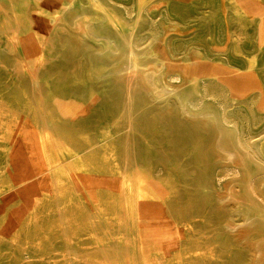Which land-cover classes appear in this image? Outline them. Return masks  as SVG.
Segmentation results:
<instances>
[{
  "label": "rangeland",
  "instance_id": "374dc122",
  "mask_svg": "<svg viewBox=\"0 0 264 264\" xmlns=\"http://www.w3.org/2000/svg\"><path fill=\"white\" fill-rule=\"evenodd\" d=\"M110 1L112 5L72 0L71 14L77 17L69 21L73 15H64L66 23L60 27L62 0H0V264H264V255L258 254L264 252V239L259 241L264 238V203L247 187L240 193L214 184L210 197L199 194L202 177L214 181L217 135L208 125L201 126L202 120L182 115L174 102L180 97L185 109L200 99L215 112L216 103L203 98L198 79L222 83L223 100L245 120L249 142L264 144V0ZM255 6L260 9L255 11ZM85 26L94 30L87 35ZM107 27L115 32L110 48L116 44L122 53L113 55L104 44L101 28ZM147 28L148 34L154 32L151 36ZM131 32L144 40L142 51L147 53L141 61L156 63L159 73L177 76L180 82L166 80L173 93L159 101L137 91L139 96L131 101L135 131L125 132L120 113L124 83L112 70L124 59L122 34ZM49 129L58 146L49 140ZM126 136L139 164L144 197L138 203L133 169L127 176L120 171ZM198 158L211 163L206 170ZM221 204L231 214L217 211Z\"/></svg>",
  "mask_w": 264,
  "mask_h": 264
},
{
  "label": "bare ground",
  "instance_id": "6f19581e",
  "mask_svg": "<svg viewBox=\"0 0 264 264\" xmlns=\"http://www.w3.org/2000/svg\"><path fill=\"white\" fill-rule=\"evenodd\" d=\"M101 1V0H100ZM107 2H106V5H107V3L109 2L110 4L111 3H113L112 1H110V0H106ZM149 1V0H148ZM245 1H249V0H245ZM105 2V1H104ZM150 2V1H149ZM148 2V3H149ZM103 3V2H102ZM147 3V4H148ZM104 4V3H103ZM109 4V5H110ZM144 4H146V3H144L143 2V4L142 5H144ZM150 4V3H149ZM95 5H97V4H95ZM112 5V4H111ZM115 5V4H114ZM113 5V6H114ZM135 5H137V4H135ZM62 6H63V10H62V12H60V14L63 16V19L60 17L59 19H57V22H59V26L60 27H62V26H64V24L66 23V19H65V16L64 15H66V14H70V16L71 15H73V16H71V19L69 20L68 18V20L69 21H72L75 17H77V13L76 14H71V13H74V9H72V6H73V4H72V0H62ZM118 6V5H117ZM132 6V5H131ZM0 7H1V5H0ZM84 7V6H83ZM97 7V6H96ZM147 7V6H146ZM75 8H76V6H75ZM98 8V7H97ZM116 8V7H115ZM115 8H113V10L114 11H116L115 10ZM120 8V7H119ZM122 8V7H121ZM133 8V7H132ZM79 9V8H78ZM87 9V8H86ZM99 9V8H98ZM117 9V8H116ZM260 8L259 7H257V6H255V11H258ZM3 9H1L0 8V11H2ZM81 10H82V8H81ZM100 10V9H99ZM144 10V9H143ZM4 11V10H3ZM141 11V10H140ZM82 13V12H81ZM88 13V12H87ZM91 14V13H90ZM101 14V13H100ZM109 14V13H108ZM119 14V13H118ZM138 14V13H137ZM104 15L105 16H107L108 17V15L107 14H105L104 13ZM112 15V14H111ZM104 16V17H105ZM114 16H115V14H114ZM117 17H118V15H116ZM69 17V16H68ZM121 17V16H120ZM141 17V16H140ZM84 18H85V16H84ZM87 19V18H86ZM85 19V20H86ZM92 18H90L89 20H91ZM115 19V18H114ZM121 19H123V17L121 18ZM120 19V20H121ZM83 20V19H82ZM93 20V19H92ZM103 20H105V18H103ZM117 20V19H116ZM69 21H68V23H69ZM102 21V20H101ZM123 21V20H122ZM157 20H155V22H156ZM56 22V25L58 24ZM83 22V21H82ZM86 22H89L88 20L86 21ZM85 22V23H86ZM108 22H110V23H112V24H114V22L113 21H111V19L110 18H108ZM124 22V21H123ZM133 22H135V21H133ZM154 21H152V23H153ZM158 22V21H157ZM156 22V23H157ZM55 23V22H54ZM76 23V22H75ZM84 23V22H83ZM83 23H82V25H83ZM94 23V22H93ZM141 23H142V21H141ZM151 23V24H152ZM155 23V24H156ZM53 23L51 22V25H52ZM95 24V23H94ZM97 24V23H96ZM102 24V23H101ZM154 24V23H153ZM152 24V25H153ZM162 24V23H161ZM78 25V24H77ZM119 25H120V23H119ZM139 25V24H138ZM137 25V26H138ZM151 25V26H152ZM169 25V24H168ZM79 26V25H78ZM93 26V25H92ZM92 26H91V28H87L86 26H85V28H87L86 30H87V35L89 34V31L88 30H94V28H92ZM109 26V25H108ZM156 26V25H155ZM161 26V25H160ZM57 27H58V25H57ZM115 28H117L116 26H114ZM68 28V27H67ZM72 28V27H71ZM98 28V27H97ZM168 28V27H167ZM55 29V28H54ZM58 29V28H57ZM61 29V28H60ZM137 29H138V27H137ZM148 29V28H147ZM150 29V28H149ZM149 29L147 30V31H145V32H147V34L150 32L149 31ZM156 29V28H155ZM63 30H65V29H63ZM72 30V29H71ZM70 30V31H71ZM101 30H103L104 31V33H105V35H104V44L106 45V46H108V48L107 49H109V50H112V52H114V54L113 55H115V53H122V49H120V47L118 46H116V44H115V46H114V48L112 49V48H110L111 46H110V44L112 43L111 41V39L113 38V36H114V34H115V32H113L112 31V29L111 28H109V27H107V28H101ZM118 30V29H117ZM163 30V29H162ZM168 30H170V29H168ZM59 31V30H58ZM131 31V30H130ZM154 31V30H153ZM50 32H51V30H50ZM135 32H136V30H135ZM157 32V31H156ZM164 33H165V31H163ZM172 32V31H171ZM77 33V32H76ZM99 33V32H98ZM121 33H122V31H121ZM140 33V32H139ZM154 33V32H153ZM153 33H150V34H153ZM158 33V32H157ZM160 33V32H159ZM163 33V34H164ZM95 34H96V32H95ZM117 34V33H116ZM126 34V33H125ZM150 34H148V36L150 35ZM72 35V34H71ZM74 35V34H73ZM99 35V34H98ZM154 35H157V34H154ZM96 36V35H95ZM120 36H121V34H120ZM151 36V35H150ZM164 36H166V35H164ZM163 36V37H164ZM140 37V36H139ZM146 37V36H145ZM144 37V38H145ZM153 37V36H152ZM157 37V36H156ZM160 37V36H159ZM69 38V37H68ZM83 38V37H82ZM92 38V37H91ZM99 38V37H98ZM122 38H123V41H124V45L122 46V47H124V51H123V55L121 54L120 56H124V59H122L121 58V63H120V68H118V70L115 72V70L113 71L112 70V72H114L115 73V75L118 77V80L119 81H121L122 80V82L121 83H124V92H121V93H124L123 94V97H121V99H123V103H122V106H121V112L120 113H122L121 115L124 117V119H125V122H126V125L124 126L125 127V132H128V131H131V129L133 128V126L135 125H133V121H132V118H131V112H133V110H131L132 109V106H131V101L132 100H134V97L136 96V95H138V94H136V93H138L137 91H139V90H144V92L147 94H149V96H150V99L152 100V101H159V100H161V99H163V98H165V96L168 94V95H170V92L172 91H169V89H168V85L169 84H167L166 82V80H170V81H179L178 80V78H177V76H170V77H165L164 75H162L161 73H159V71L157 70V67H156V63L154 64V63H152V64H149V62L147 61V62H145V61H141V58L142 57H144L145 56V54L144 53H147V52H143L142 51V45H143V41L144 40H142V39H138L137 37H135L134 35H133V33L131 32V33H129L128 35H124V34H122ZM135 38H137V39H135ZM147 38V37H146ZM151 38V37H150ZM169 38V37H168ZM78 39H79V37H78ZM95 39V38H94ZM93 39V40H94ZM119 39V38H118ZM149 39V38H148ZM147 39V40H148ZM152 39V38H151ZM161 39V38H160ZM53 41L55 40V39H52ZM99 40V39H98ZM120 40V39H119ZM96 41V40H95ZM114 41V40H113ZM168 41V40H167ZM92 42V41H91ZM88 43V42H87ZM101 44L103 43V42H100ZM114 43V42H113ZM117 43V42H116ZM145 43V42H144ZM168 43V42H167ZM57 44V43H56ZM89 44V43H88ZM92 44V43H91ZM153 44V43H152ZM169 44V43H168ZM70 45V44H69ZM69 45H68V47H69ZM96 45V44H95ZM114 45V44H113ZM118 45V44H117ZM146 45H148V43L146 44ZM169 45H172V44H169ZM92 46V45H91ZM102 46H103V44H102ZM149 46H150V44H149ZM79 47V46H78ZM93 47V46H92ZM95 47V46H94ZM148 47V46H147ZM153 47V46H152ZM169 47V46H168ZM171 47V46H170ZM64 48V47H63ZM69 48H71V47H69ZM96 48V47H95ZM100 48V47H99ZM102 48V47H101ZM103 48H105V47H103ZM149 48H151V47H149ZM81 49V48H80ZM145 49V48H144ZM146 49H148V48H146ZM153 49V48H152ZM151 49V50H152ZM173 49V48H172ZM77 50H79L78 48H77ZM104 50V49H103ZM109 50H108V53H109ZM151 50L149 49V51H150V53L152 54L153 52H151ZM168 50V49H167ZM75 52H76V49L74 50ZM102 51V50H101ZM146 51H148V50H146ZM148 51V52H149ZM172 51H174V54L172 53ZM171 51V55L172 56H174L175 55V50H172ZM70 52H71V49H70ZM82 52H84V51H82ZM87 51H85L84 53H86ZM89 52V51H88ZM103 52V51H102ZM102 52H100V53H102ZM193 52V51H192ZM73 53V52H72ZM78 53V52H77ZM91 53V52H90ZM95 53V52H94ZM100 53H95V54H100ZM108 53H107V55H108ZM110 53H111V51H110ZM167 53H168V51H167ZM184 53V52H183ZM196 53V52H195ZM89 54V53H88ZM119 54H117L118 56H119ZM169 54V53H168ZM177 54V53H176ZM179 54V53H178ZM82 55H84V54H82ZM87 55V54H86ZM93 55V54H92ZM106 55V56H107ZM112 55V56H113ZM147 55H149V54H147ZM170 55V56H171ZM89 56V55H88ZM90 56H91V54H90ZM118 56H115L116 58L118 57ZM119 56V57H120ZM192 56V55H191ZM83 56H81V58H82ZM92 57V56H91ZM95 57V56H94ZM93 57V58H94ZM114 57V56H113ZM114 57V58H115ZM151 57H152V55H151ZM184 57V56H183ZM87 58V57H86ZM99 58V57H98ZM145 58V57H144ZM154 58H155V55H154ZM174 58V57H173ZM182 58V57H181ZM185 58H186V56H185ZM73 58H71V60H72ZM79 59V58H78ZM84 59V58H83ZM88 59V58H87ZM112 59V58H111ZM147 59V58H146ZM148 59H149V57H148ZM153 59V58H152ZM152 59H149V60H152ZM158 59H160V57H158ZM180 59V58H179ZM190 59V58H189ZM197 59V58H196ZM196 59H194V60H196ZM86 60V59H85ZM93 60V59H92ZM170 60H172V59H170ZM182 60V59H181ZM186 60V59H185ZM184 60V61H185ZM107 61V60H106ZM109 61H110V59H109ZM114 62H115V60H113ZM112 61V62H113ZM118 61H120V60H117V62L116 63H118L119 64V62ZM90 62V61H89ZM94 62V61H93ZM102 62V61H101ZM174 62V61H173ZM189 62V61H188ZM193 62V61H192ZM78 63H80V62H78ZM90 63H92V62H90ZM97 63V62H96ZM109 63V62H108ZM107 63V64H108ZM110 63H111V61H110ZM109 63V64H110ZM161 63V62H160ZM162 63H163V61H162ZM177 63V62H176ZM180 63V62H179ZM103 64H105V63H103ZM189 64V63H188ZM113 65V64H112ZM119 66V65H118ZM117 66V67H118ZM173 67V66H172ZM106 68H108V67H106ZM110 68V67H109ZM116 68V67H115ZM169 70H171L170 68H169ZM110 71V70H109ZM167 71V70H166ZM165 71V72H166ZM251 72V71H250ZM111 74V73H110ZM110 74L108 75V76H110ZM177 74V73H176ZM175 74V75H176ZM170 75V74H169ZM173 75V74H172ZM177 75H179V74H177ZM181 75V74H180ZM256 75V74H255ZM183 76V75H182ZM106 77V76H105ZM181 77V76H180ZM237 77V76H236ZM103 78V77H102ZM114 78V77H113ZM184 79H185V77H183ZM33 79V78H32ZM117 80V79H116ZM199 80V82H200V87L199 88H201V93H202V96H203V98L204 99H208V100H213V102L214 103H216V106H217V110L215 111V112H212L211 110H209V109H207V108H205L204 107V103H206V102H204L203 103V100H200V99H197V100H195L194 102H191V103H189V105L187 106V108H185V109H183L184 107H183V105L185 104V102H183V100L180 98V97H175V103H176V106H178V109L180 110V111H182L183 112V114L182 115H188V117L190 116V117H192L193 119H200V120H202L203 121V125L201 124V126H204V125H208V127L211 129V130H213V131H215L216 132V135H217V137L215 138V142L213 141V143H215V146H214V150H217L218 152H216L215 153V155H214V158H213V160L212 161H214V166H215V174L213 173V177H214V181H212L211 183L209 182L210 181V179L208 178V177H202V181L198 184V192H199V194L200 195H202V196H208V191H213V189L215 190V188H214V184H217L219 187H222L224 184H225V187H226V189L228 190V191H237V192H240L241 193V188L242 187H247V192L248 193H251V194H254L255 195V198H257V199H259L261 202H263L264 203V144H262V143H257V142H255L254 144H251L250 142H249V138L247 137V135H246V133H245V129H246V123H245V120H241V118L240 117H238L237 115H235V114H233L232 112H230V111H232V110H228V105L225 103V101L226 100H223V95L221 94V91H220V88L221 87H223V84L221 83H218V82H216V81H210V80H207L205 77H203V78H199L198 79ZM166 81V82H165ZM185 81V80H184ZM32 82V81H31ZM33 82H35V79H33ZM180 82V81H179ZM170 83V82H169ZM184 83V82H183ZM34 84H36V83H34ZM174 84V83H173ZM178 84V83H177ZM182 84V83H181ZM238 84V83H237ZM171 85V84H170ZM31 86V85H30ZM34 86H37V85H34ZM123 86V85H122ZM38 87V86H37ZM174 87V86H173ZM173 87L171 88V89H173ZM184 87H187V86H184ZM32 88H34V87H32ZM170 88V87H169ZM224 88V87H223ZM121 89V88H120ZM119 89V90H120ZM175 89V88H174ZM180 89H181V87H180ZM179 89V90H180ZM256 89V88H255ZM37 90H39V89H37ZM141 90V91H142ZM182 90H183V86H182ZM200 90V89H199ZM30 91V90H29ZM121 91V90H120ZM120 91H118V92H120ZM31 92V91H30ZM32 92H35V91H32ZM176 92V91H175ZM174 92V93H175ZM114 93V92H113ZM140 93V92H139ZM172 93H173V91H172ZM200 93V92H199ZM200 93V94H201ZM116 94H117V92H116ZM141 94V93H140ZM145 94V95H146ZM187 94V93H186ZM35 95H39V94H36V92H35ZM42 95V94H41ZM122 95V94H121ZM174 95H176V94H174ZM178 95V94H177ZM118 96V95H117ZM139 96V95H138ZM147 96V95H146ZM179 96V95H178ZM187 96H189V95H187ZM186 96V97H187ZM229 96V95H228ZM141 97V96H140ZM168 97V96H167ZM186 97H184V98H186ZM189 97H191V96H189ZM30 98H33V97H30ZM133 98V99H132ZM143 98H144V96H143ZM142 98V99H143ZM172 98V97H171ZM183 98V99H184ZM192 98V97H191ZM195 98V97H194ZM196 98H197V96H196ZM259 98V97H258ZM37 99V98H36ZM116 99H117V97H116ZM136 99H137V97H136ZM233 99V98H232ZM249 99V98H248ZM33 100V99H32ZM35 100V99H34ZM40 100H42L41 98H40ZM137 100H139V99H137ZM136 100V101H137ZM235 100V99H234ZM141 101V100H140ZM149 101V100H148ZM170 101V100H169ZM173 101V100H172ZM189 101V100H188ZM246 101V100H245ZM258 101V100H257ZM30 102H32L31 100H30ZM34 102V101H33ZM32 102V103H33ZM37 102V101H36ZM36 102L34 103L35 104V106H33L34 108H35V115L37 116V119H39V112L40 111H37V110H39L38 108H37V106H36ZM41 102V101H40ZM135 101H133V103H134ZM145 102V101H144ZM144 102H142V104H146V103H144ZM149 102H151V101H149ZM236 102V101H235ZM31 103V104H32ZM38 103V102H37ZM41 103H43V101L41 102ZM41 103H40V105H41ZM136 103V102H135ZM137 103H139V102H137ZM156 103V102H155ZM169 102H167V104H168ZM175 103H173V104H175ZM256 103V102H255ZM44 104V103H43ZM42 104V105H43ZM140 104H141V102H140ZM170 104V103H169ZM212 104V103H211ZM231 104V103H230ZM237 104V103H236ZM252 104V103H251ZM38 105H39V103H38ZM116 105H119V104H116ZM115 105V106H116ZM149 105V104H148ZM162 105V104H161ZM232 105V104H231ZM32 106V105H31ZM43 106H45V105H43ZM144 106V105H143ZM143 106H141V107H143ZM146 106V105H145ZM213 106V105H212ZM243 106V105H242ZM252 106V105H251ZM47 107V106H46ZM118 108H119V106H117ZM140 107V106H139ZM172 107V106H171ZM173 107H175V105L173 106ZM183 107V108H182ZM238 107V106H237ZM240 107V106H239ZM238 107V108H239ZM116 108V107H115ZM177 108V107H176ZM210 108V107H209ZM216 108V107H215ZM120 109V108H119ZM137 109H138V107H137ZM136 109V110H137ZM144 109V108H143ZM158 109H160V108H158ZM212 109V108H211ZM234 109V108H233ZM253 109H254V107H253ZM31 110V109H30ZM33 110V109H32ZM41 110H42V108H41ZM115 110H117V109H115ZM114 110V111H115ZM135 110V111H136ZM145 110V109H144ZM147 110V109H146ZM152 110V109H151ZM161 110V109H160ZM164 110H166V109H164ZM170 110V109H169ZM169 110H168V112H169ZM44 111H45V107H44ZM43 111V112H44ZM47 111V110H46ZM42 112V111H41ZM117 112H118V110H117ZM116 112V113H117ZM152 112H154V111H151V113ZM166 112V111H165ZM27 113V112H26ZM30 111H29V115H30ZM146 113V112H145ZM155 113V112H154ZM159 113H161V111L159 112ZM167 113V112H166ZM170 113H171V111H170ZM169 113V114H170ZM181 113V112H180ZM32 114V113H31ZM42 114H44V113H41V115ZM46 114V113H45ZM49 114V113H48ZM118 114V113H117ZM137 114H138V112H137ZM150 114V113H149ZM148 114V115H149ZM165 114V113H164ZM120 115V114H119ZM121 115H120V117H117L118 119H120L121 118ZM135 115H136V113H135ZM157 115H159V114H157ZM43 116V115H42ZM57 116V115H56ZM114 116V115H113ZM152 116V115H151ZM150 115H149V117L150 118H152ZM160 116V115H159ZM165 116H166V114H165ZM164 116V117H165ZM168 116V115H167ZM171 116V115H170ZM178 116V115H177ZM181 116V115H180ZM32 117V116H31ZM30 117V118H31ZM44 117V116H43ZM51 117V116H50ZM139 117H141V116H139ZM148 117V118H149ZM172 117H174V114H173V116ZM253 117V116H252ZM26 118V117H25ZM33 119L35 118L34 117V114H33V117H32ZM46 118H47V116H46ZM115 118V117H114ZM145 118V117H144ZM147 118V117H146ZM147 118V119H148ZM155 118V117H154ZM162 118H163V116H162ZM166 118V117H165ZM170 118V117H169ZM168 118V119H169ZM181 118V117H180ZM27 119V118H26ZM42 119H44V118H42ZM143 119V118H142ZM183 119V118H182ZM185 119V118H184ZM253 119V118H252ZM121 120V119H120ZM135 121H136V118L134 119ZM144 120V119H143ZM154 120V119H153ZM30 121V120H29ZM34 121H37V120H35L34 119ZM40 121L41 120H39L38 122H37V124L38 123H40ZM44 121V120H43ZM50 121H52V120H50ZM122 121V120H121ZM189 121V120H188ZM247 121V120H246ZM42 122V121H41ZM137 122V121H136ZM164 122H165V120H164ZM167 122V121H166ZM169 122V121H168ZM256 122V121H255ZM24 123V122H23ZM116 123V122H115ZM140 123H141V121H140ZM145 123V122H144ZM147 123V122H146ZM145 123V124H146ZM26 124V123H25ZM31 124V123H30ZM40 124H42V123H40ZM40 124H38V125H40ZM50 124V123H49ZM121 124V123H120ZM139 124V123H138ZM137 124V125H138ZM196 124V123H195ZM198 124V123H197ZM254 124V123H253ZM27 125H28V122H27ZM112 125V124H111ZM115 124H113L112 125V127L114 126ZM150 125V124H149ZM30 126V125H29ZM45 126V125H44ZM120 126V125H119ZM119 126H118V128H119ZM139 126H140V124H139ZM151 126V125H150ZM36 127V126H35ZM40 127V126H39ZM54 127H56L55 125H54ZM58 127V126H57ZM135 127V126H134ZM138 127V126H137ZM148 127V126H147ZM195 127V126H194ZM197 127V126H196ZM195 127V128H196ZM198 127H199V125H198ZM197 127V128H198ZM41 128V127H40ZM45 128V127H44ZM51 128V127H50ZM141 128V127H140ZM145 128V127H144ZM196 128V129H197ZM200 128V127H199ZM37 129H39L38 128V126H37ZM45 129H47V128H45ZM55 129V128H54ZM138 129V128H137ZM146 129V128H145ZM144 129V130H145ZM203 129V128H202ZM116 130V129H115ZM121 130V129H120ZM128 130V131H127ZM139 131H140V129H138ZM137 130V131H138ZM204 130V129H203ZM46 131H48V130H46ZM60 131V130H59ZM63 131V130H62ZM135 130H134V128H133V132H134ZM116 132V131H115ZM122 132V131H121ZM206 132V131H205ZM59 133V132H58ZM140 133V132H139ZM138 133V134H139ZM248 133V132H247ZM263 133V132H262ZM208 134V133H207ZM121 135V134H120ZM39 137V136H38ZM48 137H49V140L55 145H57V141H59V139L58 138H56V135H54L53 134V132H52V130H50L49 129V131H48ZM118 137V136H117ZM257 137V136H256ZM61 138V137H60ZM131 138V137H130ZM39 139V138H38ZM58 139V140H57ZM252 139H253V137H252ZM251 139V140H252ZM40 140V139H39ZM133 140H135V138L133 137ZM211 140V139H210ZM209 140V141H210ZM213 140V139H212ZM250 140V141H251ZM61 141V140H60ZM120 142V141H119ZM136 142V141H135ZM137 142H139V141H137ZM41 143V142H40ZM60 143V142H59ZM133 143H134V141H133ZM212 143V144H213ZM135 144H138V143H135ZM205 144V143H204ZM120 145V144H119ZM134 145V144H133ZM58 146V145H57ZM203 146V145H202ZM201 147V146H200ZM212 147H213V145H212ZM41 148V147H40ZM45 148V147H44ZM55 147H53V149H54ZM57 148V147H56ZM66 148V147H65ZM64 148V149H65ZM202 148H205V147H202ZM206 148H207V144H206ZM63 149V150H64ZM201 149V148H200ZM212 149V148H211ZM174 150V149H173ZM183 150H185V149H183ZM201 150H204V149H201ZM200 150V151H201ZM59 151V150H58ZM57 151V152H58ZM68 151V150H67ZM164 151V150H163ZM169 151V150H168ZM176 151V150H175ZM180 152H181V150H179ZM170 153L172 152L171 150L169 151ZM183 152V151H182ZM206 152H207V149H206ZM45 153H47V152H45ZM119 153V152H118ZM140 153V152H139ZM139 153H138V155H139ZM168 153V152H167ZM178 153V152H177ZM176 153V154H177ZM203 153V152H202ZM214 153V152H213ZM204 154H205V152H204ZM206 154H208V152L206 153ZM205 154V156H207V157H209L208 155H206ZM211 154V153H210ZM209 154V155H210ZM43 155V154H42ZM58 156H59V154H57ZM212 155V154H211ZM64 156V155H63ZM161 156V155H160ZM166 156V155H165ZM174 156H176V155H174ZM181 156V155H180ZM119 159H120V171H121V174H123V175H125V176H127V175H129V172H130V170L131 169H133V174H134V177H135V179H136V190H135V195H136V202L138 203V202H140L142 199H143V197H144V193H143V191H142V188H141V180H140V178H139V171H138V166H139V164H138V161H137V156H136V152H135V150H134V147H132V144H129V138L126 136V138H125V140H124V145L122 146V150H121V155L119 154ZM162 157H164V156H162ZM168 157V156H167ZM170 157H172V156H170ZM179 157V156H178ZM199 157H200V159H201V156L199 155ZM211 157V156H210ZM209 157V158H210ZM69 158V157H68ZM175 158H177V157H175ZM203 158V157H202ZM46 159V161H48V158L46 157L45 158ZM211 159H212V157H211ZM66 160V159H65ZM69 160H70V158H69ZM69 160H67V161H69ZM162 160V159H161ZM174 160H176V159H174ZM179 160V159H178ZM198 160H199V158H198ZM197 160V161H198ZM203 160V159H202ZM43 161H44V159H43ZM119 161V160H118ZM158 161V160H157ZM165 161V160H164ZM168 161V160H167ZM196 161V160H195ZM199 162H201V163H203V165H205V170L207 169V165H208V167H209V164H208V162L209 161H207V160H203V161H201V160H199ZM65 163H66V161H65ZM169 163H170V161H169ZM197 163V162H196ZM200 163V164H201ZM210 163V162H209ZM44 164H45V162H44ZM61 164H63V163H61ZM67 164V163H66ZM69 164V163H68ZM72 164V163H71ZM194 164V163H193ZM198 164V163H197ZM211 164V163H210ZM47 166H49L48 164H46ZM191 165V164H190ZM202 165V164H201ZM66 166V165H65ZM198 166V165H197ZM213 166V167H214ZM63 167V166H62ZM162 167V166H161ZM164 167V166H163ZM212 167V166H211ZM210 167V168H211ZM46 168V167H45ZM159 168V167H158ZM52 169V168H51ZM161 169V168H160ZM189 169V168H188ZM191 170H192V168H190ZM195 168H193V170H194ZM197 169L199 170V168L197 167ZM203 169V168H202ZM191 170H189V171H191ZM192 170V171H193ZM47 171V170H46ZM163 171V170H162ZM188 171V170H187ZM201 171H203V170H201ZM159 172V171H158ZM157 172V173H158ZM199 172V171H198ZM205 172V171H204ZM156 173V172H155ZM160 173V172H159ZM168 173V172H167ZM191 173H193V172H190V174ZM206 173V172H205ZM207 173H209L208 172V170H207ZM217 173V174H216ZM219 173V174H218ZM161 174H162V172H161ZM189 174V175H190ZM201 174H202V172H201ZM131 175V174H130ZM155 175V174H154ZM163 175V174H162ZM161 175V176H162ZM196 174H195V172H194V176H195ZM209 175V174H208ZM207 175V176H208ZM249 175H251V177H249ZM159 177H160V175H158ZM157 177V176H156ZM133 178V177H132ZM191 178V177H190ZM213 179V178H212ZM211 179V180H212ZM227 179V180H226ZM191 180V179H190ZM194 180V179H193ZM50 181V180H49ZM198 181V180H197ZM224 181H226V182H224ZM54 182V181H53ZM144 183V182H143ZM196 183V182H195ZM53 184V183H52ZM193 185H195V184H193ZM196 186V185H195ZM196 189V188H195ZM221 190V189H220ZM225 191V190H224ZM124 192V191H123ZM215 192V191H214ZM222 191H220V193H221ZM230 194V193H229ZM221 195V194H220ZM211 196V195H210ZM210 196H208V197H210ZM217 196H218V194H217ZM212 197H215V194H214V196H212ZM211 197V198H212ZM207 198V197H206ZM208 199V198H207ZM213 199V198H212ZM211 200V199H210ZM226 200H228V199H226ZM135 201V200H134ZM214 201V200H213ZM212 201V202H213ZM217 200H215V202H216ZM233 201V200H232ZM227 202V201H226ZM210 203H211V201H210ZM224 203V202H223ZM227 204V203H226ZM212 205H213V203H212ZM222 205V204H221ZM130 206V205H129ZM132 206V205H131ZM211 206V205H210ZM219 206V207H218ZM217 207H216V209H217V211H220V212H222L223 210H226V212H227V210H228V213L229 214H231V210H229V209H226L227 207L225 206V205H222V206H220V205H218ZM243 206V202L242 203H240V204H238L237 205V207H235L236 208V212H238V210H240L241 209V207ZM136 207V209H137V206H135ZM222 210H221V209ZM232 208V207H231ZM130 209V208H129ZM213 209H215V208H213ZM131 210V209H130ZM135 211V210H134ZM137 211V210H136ZM230 211V212H229ZM234 211V210H233ZM220 212H218V214L220 213ZM224 212V211H223ZM222 212V213H223ZM225 212V213H226ZM252 212V211H251ZM217 213V212H216ZM224 213V214H225ZM234 213V212H233ZM256 213V212H255ZM245 214V213H244ZM253 214V213H252ZM252 214H251V216H252ZM216 216V215H215ZM217 216H219V215H217ZM223 215H221V217H222ZM231 216H233V214L231 215ZM255 216V215H254ZM237 217V216H236ZM235 217V218H236ZM219 218H220V216H219ZM225 218V217H224ZM233 218V217H232ZM249 218H251V217H249ZM248 218V219H249ZM88 219V218H87ZM137 219V218H136ZM226 220H227V217L225 218ZM230 219V223L233 221L231 218H229ZM247 219V220H248ZM222 221L224 220L223 219V217H222V219H221ZM215 221H216V219H215ZM62 222V221H61ZM63 222H65V220L63 221ZM217 222V221H216ZM224 222V221H223ZM240 222V221H239ZM243 222V221H242ZM66 223V222H65ZM65 223H63V225L65 224ZM226 223V222H225ZM224 223V224H225ZM227 223H229L228 221H227ZM227 223H226V225H227ZM236 223V222H235ZM238 223V222H237ZM245 223V222H244ZM253 222H251L250 224H252ZM223 224V225H224ZM62 225V224H61ZM62 225V226H63ZM66 225V224H65ZM221 225V224H220ZM255 226H261V224H259L258 222H256L255 221ZM64 227V226H63ZM220 227V226H219ZM224 227H225V225H224ZM229 227H231V226H229ZM263 227V226H262ZM226 228V227H225ZM231 228H233V227H231ZM250 228V227H249ZM257 229H261V228H258V227H256ZM66 229V228H65ZM255 229V228H254ZM227 230H228V227H227ZM65 231V230H64ZM219 231H220V229H219ZM224 231H225V229H224ZM224 231H222V232H224ZM232 232V231H231ZM264 232V231H263ZM224 234V233H223ZM231 234V233H230ZM229 234V235H230ZM233 234V233H232ZM67 235V234H66ZM68 237V236H67ZM129 237V236H128ZM230 237V236H229ZM232 237V236H231ZM257 237V236H256ZM131 238V237H130ZM233 238H234V236H233ZM232 239V238H231ZM264 238L261 236L260 237V239H259V241H262ZM71 240H73V239H71ZM129 240V239H128ZM132 241V240H131ZM240 242V241H239ZM117 243V242H116ZM236 243V242H235ZM132 244V243H131ZM232 245V244H231ZM240 245V244H239ZM238 246V245H237ZM243 247V246H242ZM241 247V248H242ZM244 249V248H243ZM248 249V248H247ZM118 250V249H117ZM250 250V249H249ZM70 251V250H69ZM76 251V250H75ZM245 252V251H244ZM252 253H253V250L251 251ZM251 253V254H252ZM34 254V253H33ZM258 254L260 255V256H263L264 255V252L262 251V250H260V251H258ZM120 254H117V256H119ZM120 257V256H119ZM252 257V256H251ZM41 258V257H40ZM251 259H253V257L251 258ZM238 260V259H237ZM234 262V261H233ZM250 263V262H249ZM236 264V263H235Z\"/></svg>",
  "mask_w": 264,
  "mask_h": 264
}]
</instances>
